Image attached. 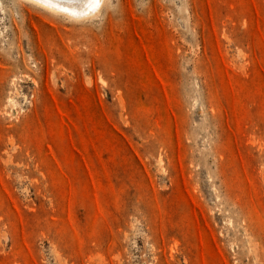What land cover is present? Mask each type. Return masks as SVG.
<instances>
[{
  "label": "rangeland",
  "instance_id": "rangeland-1",
  "mask_svg": "<svg viewBox=\"0 0 264 264\" xmlns=\"http://www.w3.org/2000/svg\"><path fill=\"white\" fill-rule=\"evenodd\" d=\"M100 7L0 0V264H264V0Z\"/></svg>",
  "mask_w": 264,
  "mask_h": 264
},
{
  "label": "bare ground",
  "instance_id": "bare-ground-1",
  "mask_svg": "<svg viewBox=\"0 0 264 264\" xmlns=\"http://www.w3.org/2000/svg\"><path fill=\"white\" fill-rule=\"evenodd\" d=\"M29 1H32V2L42 6L44 8L52 10L54 12H58L61 10V11H64V14H65V11H67L69 14L75 15V16H73L75 18H76V16L78 18V16H81L84 13H88L87 11L89 10L88 9L89 0H29ZM102 1L103 0H101V3H102ZM104 2H105V0H104ZM98 11H101V7ZM96 15H97V13H96ZM89 16L91 17V14ZM90 17H88V18H90ZM79 18H81V17H79Z\"/></svg>",
  "mask_w": 264,
  "mask_h": 264
},
{
  "label": "snow or ice",
  "instance_id": "snow-or-ice-1",
  "mask_svg": "<svg viewBox=\"0 0 264 264\" xmlns=\"http://www.w3.org/2000/svg\"><path fill=\"white\" fill-rule=\"evenodd\" d=\"M101 0H89L88 9L91 11H95L100 7Z\"/></svg>",
  "mask_w": 264,
  "mask_h": 264
}]
</instances>
